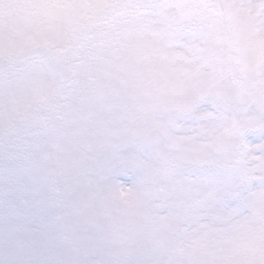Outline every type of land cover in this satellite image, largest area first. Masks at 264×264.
Instances as JSON below:
<instances>
[{
	"label": "snow or ice",
	"instance_id": "obj_1",
	"mask_svg": "<svg viewBox=\"0 0 264 264\" xmlns=\"http://www.w3.org/2000/svg\"><path fill=\"white\" fill-rule=\"evenodd\" d=\"M254 208L264 0H0V264H264Z\"/></svg>",
	"mask_w": 264,
	"mask_h": 264
},
{
	"label": "rangeland",
	"instance_id": "obj_2",
	"mask_svg": "<svg viewBox=\"0 0 264 264\" xmlns=\"http://www.w3.org/2000/svg\"><path fill=\"white\" fill-rule=\"evenodd\" d=\"M258 53L259 48L253 46L250 55L255 57ZM262 234H264V213L259 208H254L227 237L212 241L211 244L215 248H223L232 253L245 252L251 255Z\"/></svg>",
	"mask_w": 264,
	"mask_h": 264
}]
</instances>
